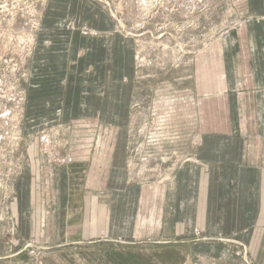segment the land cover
<instances>
[{"label": "rangeland", "instance_id": "obj_1", "mask_svg": "<svg viewBox=\"0 0 264 264\" xmlns=\"http://www.w3.org/2000/svg\"><path fill=\"white\" fill-rule=\"evenodd\" d=\"M244 11V0H0V264H264V219L243 236L209 233L176 221L172 203L199 134L225 129L207 81L220 88V43ZM102 20L130 65L116 79L88 72L87 56L75 66L77 36L96 34L83 22ZM70 85L93 104L103 88L102 110L62 120L55 90ZM260 133L248 159L264 167Z\"/></svg>", "mask_w": 264, "mask_h": 264}, {"label": "crops", "instance_id": "obj_2", "mask_svg": "<svg viewBox=\"0 0 264 264\" xmlns=\"http://www.w3.org/2000/svg\"><path fill=\"white\" fill-rule=\"evenodd\" d=\"M244 10L243 22L220 43V88L211 90L207 81L206 91L214 96V101L217 95L223 103L224 117L220 124L225 129H207L199 134L197 146L190 159L176 171V182L172 185L177 192V198L172 200L176 221L188 223L189 227L194 224L209 233L222 225L220 231H242V236L253 222L264 219V167L248 159V145L261 138L264 125V0H244ZM73 16L75 22L78 21L74 10L64 17ZM66 21L56 22L63 24ZM88 23L83 22L96 34L84 39L77 36L76 41L81 43L77 47L81 52L75 66L81 67L87 56L86 62L90 64L87 71L95 72L97 77L106 74L108 78L116 79L121 74H128L129 62L122 60L124 51L120 39H115L108 21ZM93 40H97L96 48ZM94 49L95 53L89 55ZM208 56L204 55L202 61H209ZM113 84L114 81L108 86L111 95L118 93ZM55 91L61 97V103L53 104L61 109L62 120L82 117L90 105L98 113L102 110L100 100L107 96L103 88L96 86V91L91 93L93 104L88 101V94L83 96L77 86H58ZM48 95L56 97L51 93ZM210 98L209 125L216 122V106L214 101L211 104ZM23 180L24 177L19 178L16 184L20 186ZM183 223L179 227H184Z\"/></svg>", "mask_w": 264, "mask_h": 264}]
</instances>
